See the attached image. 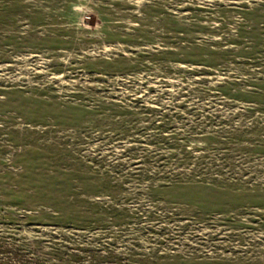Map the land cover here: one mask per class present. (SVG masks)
Wrapping results in <instances>:
<instances>
[{"label": "rangeland", "instance_id": "rangeland-1", "mask_svg": "<svg viewBox=\"0 0 264 264\" xmlns=\"http://www.w3.org/2000/svg\"><path fill=\"white\" fill-rule=\"evenodd\" d=\"M0 264H264V0H0Z\"/></svg>", "mask_w": 264, "mask_h": 264}]
</instances>
